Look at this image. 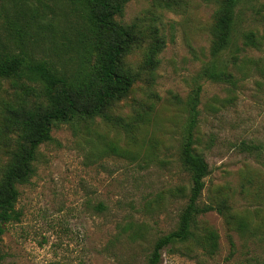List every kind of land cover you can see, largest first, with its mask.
<instances>
[{
	"label": "rangeland",
	"instance_id": "rangeland-1",
	"mask_svg": "<svg viewBox=\"0 0 264 264\" xmlns=\"http://www.w3.org/2000/svg\"><path fill=\"white\" fill-rule=\"evenodd\" d=\"M216 8V0H131L126 5L120 21L137 22L147 41L156 27L165 39L153 75L141 69L142 50L130 60L141 75L116 110L126 118L145 111V123L132 133L99 118L77 130L54 127V140L40 147L36 175L19 185L22 218L7 225L0 242L5 264H147L156 239L176 228L187 202L186 194H177L179 187L188 191L191 186L179 153L186 102L198 84L203 87L198 150L210 168L204 202L228 189L234 212L247 226L237 229L212 211L203 220L219 232L218 253L196 260L169 247L159 264H264V73L253 69L244 77L234 69L239 79L234 91L227 83L198 78L212 59ZM57 11L63 14L62 7ZM7 15L0 7L5 41L10 40ZM255 15L247 7L243 26L262 31ZM51 16L47 11L46 20ZM47 42L34 44L38 56H46ZM250 55L264 64V51ZM12 93L11 82L0 80V104ZM5 133L0 132V166L7 160L5 142L13 136ZM243 142L259 144L261 155L244 150ZM109 144L127 153L117 155Z\"/></svg>",
	"mask_w": 264,
	"mask_h": 264
},
{
	"label": "trees",
	"instance_id": "trees-1",
	"mask_svg": "<svg viewBox=\"0 0 264 264\" xmlns=\"http://www.w3.org/2000/svg\"><path fill=\"white\" fill-rule=\"evenodd\" d=\"M130 1H0L1 9L11 18L6 27L10 40L0 36V80L10 81L13 89L9 99L0 104V132L13 134L5 142L3 153L7 160L0 166V242L7 225L22 218L17 208L19 185L29 183L36 175L40 147L54 140V127L67 124L77 130L81 124L99 118L132 133L145 123V111L137 110L134 116L126 118L116 110L141 75L130 60L142 50L141 69L146 67L153 75L165 39L156 27L152 29L151 41H147L148 36L137 22L119 20ZM216 3L212 59L198 78L227 83L234 91L239 81L236 70L244 77L253 69L264 73L262 60L250 55L252 50L264 51V29L243 26L247 7L264 24V3L260 0H216ZM61 7L63 14L57 11ZM47 11L53 16L46 20ZM62 22L66 23L64 30L59 28ZM42 41H48L46 56H38L34 49V44L39 46ZM50 52L54 55H49ZM226 54L228 58H224ZM202 90L198 84L186 102L188 115L180 145V162L190 176L191 186L188 191L185 186L179 187L177 194H186L187 202L176 228L156 239L147 264H159L163 251L169 247L196 260L202 255L215 256L220 249V235L203 220L212 211L237 229L247 226L246 219L234 212L228 189L217 190L208 201L203 199L210 168L198 150ZM242 145L257 156L262 153L259 144ZM107 149L121 156L127 153L115 144H109ZM4 258L0 250V264H5Z\"/></svg>",
	"mask_w": 264,
	"mask_h": 264
}]
</instances>
